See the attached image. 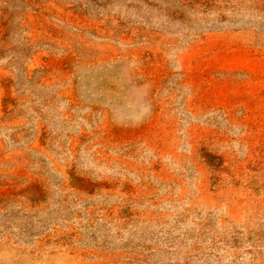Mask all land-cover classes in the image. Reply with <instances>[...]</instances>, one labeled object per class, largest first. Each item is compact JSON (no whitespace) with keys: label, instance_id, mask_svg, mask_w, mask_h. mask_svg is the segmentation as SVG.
<instances>
[{"label":"rangeland","instance_id":"obj_1","mask_svg":"<svg viewBox=\"0 0 264 264\" xmlns=\"http://www.w3.org/2000/svg\"><path fill=\"white\" fill-rule=\"evenodd\" d=\"M0 264H264V0H0Z\"/></svg>","mask_w":264,"mask_h":264},{"label":"trees","instance_id":"obj_2","mask_svg":"<svg viewBox=\"0 0 264 264\" xmlns=\"http://www.w3.org/2000/svg\"><path fill=\"white\" fill-rule=\"evenodd\" d=\"M232 113V111L229 110V115ZM233 115V119H235L234 117V113H232ZM251 114V110H247V111H243V113L241 112L240 116H239V120H243L244 118H247L249 115Z\"/></svg>","mask_w":264,"mask_h":264}]
</instances>
